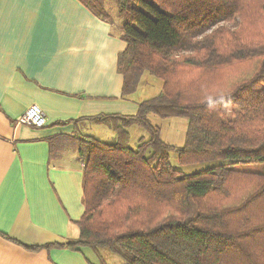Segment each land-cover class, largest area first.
Masks as SVG:
<instances>
[{
    "label": "trees",
    "instance_id": "1",
    "mask_svg": "<svg viewBox=\"0 0 264 264\" xmlns=\"http://www.w3.org/2000/svg\"><path fill=\"white\" fill-rule=\"evenodd\" d=\"M112 1L126 44L116 62L122 98L144 71L161 90L134 115L87 118L116 142L80 141L78 238L29 249H108L123 264H264V0ZM153 113L187 119L182 147L159 138ZM133 125L148 133L135 149ZM169 152L180 165L227 163L181 175ZM238 163L263 170L244 173Z\"/></svg>",
    "mask_w": 264,
    "mask_h": 264
},
{
    "label": "crops",
    "instance_id": "2",
    "mask_svg": "<svg viewBox=\"0 0 264 264\" xmlns=\"http://www.w3.org/2000/svg\"><path fill=\"white\" fill-rule=\"evenodd\" d=\"M117 11L112 0H0V264H99L87 248H29L78 238L80 141L116 142L87 118L136 112L121 96ZM33 104L46 119L39 130L17 123Z\"/></svg>",
    "mask_w": 264,
    "mask_h": 264
},
{
    "label": "rangeland",
    "instance_id": "3",
    "mask_svg": "<svg viewBox=\"0 0 264 264\" xmlns=\"http://www.w3.org/2000/svg\"><path fill=\"white\" fill-rule=\"evenodd\" d=\"M162 83L161 81L152 76L149 75L148 72L144 71L142 74H140L139 77V82L136 87V90L133 94H131L128 97V102L130 104H136L141 102L142 100L150 99L155 96H157L161 90ZM148 119L152 126H155L159 129V135L160 139L174 147H182L185 141V134L188 126V121L186 118H168V119H161L153 114H150L148 116ZM102 129L104 131H107L104 127L102 126ZM102 138H104L102 141L104 142H109L106 141L107 137L103 134L100 135ZM129 147L131 149H135L137 147V142L139 138L142 137V139L147 140L148 138V133L139 126H131L129 130ZM168 158L170 165L177 171L180 172L181 175H189L194 173H198L203 170H207L209 168L225 164L227 161H210V162H202V163H196V164H189V165H180L177 159V155L175 152H169L168 153ZM233 167L237 170H241L249 173H255V172H260L263 170V166L261 164H234ZM99 256L102 257V259L107 263V264H123L122 261L116 256L113 255L112 252H110L108 249H99Z\"/></svg>",
    "mask_w": 264,
    "mask_h": 264
},
{
    "label": "built area",
    "instance_id": "4",
    "mask_svg": "<svg viewBox=\"0 0 264 264\" xmlns=\"http://www.w3.org/2000/svg\"><path fill=\"white\" fill-rule=\"evenodd\" d=\"M17 123L27 125L36 129L43 128L46 125L44 114L38 105L29 106L21 117L17 118Z\"/></svg>",
    "mask_w": 264,
    "mask_h": 264
}]
</instances>
